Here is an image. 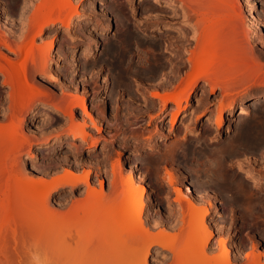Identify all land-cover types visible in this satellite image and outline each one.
Masks as SVG:
<instances>
[{
	"label": "rangeland",
	"instance_id": "374dc122",
	"mask_svg": "<svg viewBox=\"0 0 264 264\" xmlns=\"http://www.w3.org/2000/svg\"><path fill=\"white\" fill-rule=\"evenodd\" d=\"M57 1L59 2L55 13L61 14L59 20L51 24L50 28L35 40L36 46H44L43 44L54 41L48 62L50 75L40 70L33 71L28 61L31 66L27 64L29 68L27 78L30 83L47 92L54 101L64 97L63 94H73L80 98L85 96L96 123L88 126L87 131L90 133L88 141L74 139L69 133V126L72 124L69 117L64 116L47 101L32 103L20 116L24 122L22 130L31 139L26 149L20 155H15L14 139L10 135L0 139V178L1 174L9 173L11 167L14 168V161L20 158L17 161L30 178L45 182L61 178L69 170L80 178L84 175L85 169H90V185L99 190L102 180L104 193L109 194L114 179L113 166L120 163V173L126 178L130 175L128 165L133 163L136 164L135 175L146 176L145 179L137 180L139 186L148 187L145 197L146 200L150 199V202L148 201L142 217L145 219L148 213L154 222H159L165 220L164 214L169 213L164 192L165 189L172 188L165 180L164 174L167 168L172 169L177 180L180 179L178 181L185 192L186 186L192 184L194 187L203 188L208 195L202 197L197 192L192 194L193 197L196 195L195 198L202 201L201 204L209 210L207 221L214 231L210 247L218 248L219 238H225V245L231 252L234 264L242 262L245 264L248 261L243 257L244 251L251 254L258 250L264 252V97L261 96L264 85L252 89L244 87L239 96L231 98L232 110L225 111L226 118L218 132L214 127H206L205 120L217 113L222 92L218 88L211 93L209 86L202 80L201 83L204 84L198 85L192 93L189 108L184 111L176 126L171 128L170 109L172 106L175 107L174 103H168L162 117L161 101L153 97L152 93L154 91H161L162 95L181 93L184 84L182 83V86L178 83L182 82V78L185 79L190 70L188 57L196 45L195 38L189 43H184L178 38L183 32L184 34L189 32L191 35L192 31L186 28L187 23L173 26L172 21L166 19L160 22L166 26L165 30L154 28L155 15L165 13L163 10L156 12L152 0H66L63 4L61 0ZM39 2L41 0H0L2 11L0 27L2 26L1 29L5 31L13 30L12 40L18 41V44L23 42L24 49H30L32 46L31 37L34 30L29 28L31 27L29 18ZM249 2L234 0V5L241 13L242 24L252 45L258 49L259 55L254 65H263L264 68V0ZM64 5L66 6L62 7ZM176 6L179 7L180 4ZM166 14L173 15L172 12ZM62 19L69 22L63 24ZM170 25L172 27L167 30ZM228 32L227 35L231 37ZM163 35L172 37V40L164 42ZM85 49H90L91 52L83 57L82 52ZM35 50L38 51L37 48L34 52ZM5 51L11 56L10 59L14 58L11 59L12 62L21 63L25 58L22 51L17 53L18 55L7 49ZM156 61L161 62L162 66L157 76L153 71ZM239 62L241 65L245 63L242 60ZM176 66L181 69L178 71L179 68ZM178 74L182 77L181 81H178L180 79ZM174 83L180 87L173 86ZM9 89L8 85L0 88V92H3L2 95L0 93V118L2 113L8 111ZM175 89L176 92H173ZM178 89L180 91H177ZM257 99H263V102L258 104L261 107H249L248 114L239 115L240 103H255L259 101ZM200 103L205 110L201 109ZM197 108L200 110L198 119L193 112ZM76 110L77 119L82 120L83 115L79 114L81 109L77 107ZM191 113L195 118L190 116ZM88 121L92 123L89 119ZM245 126L247 132L252 133L251 140H244L241 137L249 135L245 132ZM93 139L97 140L98 145L88 149ZM173 145H177L175 153L163 159L161 155H165L168 148ZM8 182L10 184L6 186V191L13 184L12 180ZM162 184L165 189L161 187ZM172 193L175 197V192ZM12 200L17 205L13 196ZM100 200L103 201L101 198L95 200L99 206L103 204L102 202L99 204ZM91 202L86 184L78 181L75 187L61 184L54 189L49 206L58 212H69L77 205L79 208L84 206L83 210H88L86 214L82 211L84 232L90 237L92 232L86 226L91 219L88 212H93L92 206L95 204L96 210L100 208L97 203L94 202L92 205ZM105 204L107 207L114 205V203L107 205L108 201ZM172 205L176 208L177 204L174 202ZM106 206L103 205L100 209H104L102 211L105 212ZM161 206L163 210H160ZM93 213L95 215L96 211ZM98 214L104 216L106 212ZM24 222L21 225L8 211H0V264H63L61 257L55 250H51L48 244L54 242L53 232H50V241H47L49 239L46 237L45 241L36 217L30 212L26 213ZM98 232L94 234L97 237L104 233L103 230ZM253 243H257V251L254 250ZM156 252L160 253L155 254ZM78 253L87 252L79 250ZM103 253L98 252V257L102 258ZM155 255H161L163 259L167 256L170 258L172 254L156 246L151 258H155ZM263 257L264 255L262 256L264 262Z\"/></svg>",
	"mask_w": 264,
	"mask_h": 264
},
{
	"label": "bare ground",
	"instance_id": "6f19581e",
	"mask_svg": "<svg viewBox=\"0 0 264 264\" xmlns=\"http://www.w3.org/2000/svg\"><path fill=\"white\" fill-rule=\"evenodd\" d=\"M65 1L66 0H61V4ZM249 1L251 2V0ZM58 2L59 1L57 0H50L49 2H46V0H43L42 2L41 0V2L35 6L33 13L31 12L32 14L29 18L31 21V27L29 28H33L32 30H34V32L32 31V46H30V49H24L22 46L23 42L22 44H18V41L15 42V40H12L14 36L12 35L13 30L11 32L5 31L1 29L2 26L0 27V88L5 85L10 86L8 111L4 114L2 113L3 115L1 114L0 118V139L7 135H10L14 139L15 146L13 150L15 155H20L22 151L26 149V145L30 144L31 139L28 138L22 130L24 122L21 121L20 116L23 115L31 104L36 101H47L49 105L60 110L64 116L69 117L72 122V124H70L71 126H69V133L74 139L80 138V140L88 141L90 137V133L87 131L88 126L90 124L95 125L96 123L94 117L89 111L85 96L80 98L73 94H63L64 97L54 101L52 97L50 98V95H48L47 92L39 86H36V84H32V82L30 83L27 78L28 61L29 64L32 65L31 69L33 71L40 70L44 74L50 75L48 62L51 58V48L54 41L45 43L43 44L44 46H36L35 40L38 36H42L47 28H50L51 24H54L59 20L61 14L55 13V8L58 6ZM152 2L153 9L156 12H161L163 10L165 13L160 16L155 15L154 21L156 22V26L154 28L165 30L166 26L164 27L160 22L166 19H170L172 21L171 25L173 26L180 23H187L185 24L186 28H189L188 31L191 30L192 33L190 35L189 32H185V34L183 32L181 37H178L179 40L181 38L184 43H189L191 39H196L194 40L196 41L195 48L191 49L193 51L188 57V62L191 64V67L189 65L190 70L188 73L186 72L187 75L185 79L179 74L180 79L177 77L179 79L178 81L183 79L181 83L176 81L178 85H181L182 83L184 84V87H181V93L177 92V94H171L169 92L170 94L164 93V95H162L160 93L161 91L159 92L158 90V92L154 91L155 93H152L153 97L159 98L161 101L160 110L163 112V114L161 113V116L163 117L165 108L169 105L168 103L173 102L175 107L172 106L170 109L171 117L169 123L170 127L174 128L182 114H184V111L189 108L188 106L192 103L193 91L198 85L204 84L201 83L203 80L205 81V85L207 84L209 86V91L211 93L215 92L218 88L222 92V98H220L219 101L216 100L219 102L218 111H216L217 113L215 112L216 114H214V116H210L205 120L206 127H214L216 128V131L219 132L226 118L225 111L232 110L231 98L239 96L244 87L245 89H252L264 85L263 65H254V61L259 55V52L258 49L252 45L248 32L246 28H244V24H242L241 13L237 11V7L234 5V0H152ZM61 4H59V7ZM178 4H180L179 7L176 6ZM254 4L255 3H253V5ZM65 6L66 5L62 7ZM169 12H172L173 15L166 14ZM250 15L252 16V14ZM0 17H2V11H0ZM253 19L255 20L256 18ZM254 20L251 19V21ZM61 21L63 24L69 22L65 19H62ZM7 22H9V20ZM109 25L110 24H107V26ZM171 25L167 30H170L172 27ZM227 31H229L228 34H231V37L227 35ZM163 37L164 42L172 40V37L168 35H163ZM171 46L173 45L171 44ZM35 48L38 49L39 54L36 50L34 52ZM6 49L9 52H16V54L22 51L25 54V58L21 63H18V61H15L17 63L12 62L13 60L11 59L14 58L12 57L10 59L11 56L7 54L5 51ZM90 52V49H85L82 52L83 57ZM236 59H238V61H236ZM239 60H242L245 63L241 65L242 63L240 64ZM161 67V62L159 63L156 61L153 69L156 76L161 71ZM176 67L179 68L178 66ZM172 69L171 71H174ZM180 69L181 68H179L178 71ZM175 71L177 70L175 69ZM175 75H177L176 72ZM175 84L176 83H174L173 86H175ZM234 84L237 85L234 86ZM168 86L170 85L168 84ZM177 87L179 88L180 86ZM177 91L180 90L178 89ZM173 92H176V89L175 91L173 90ZM261 96L264 97V92ZM257 100L259 101H255V103H240L238 106L239 115L244 116L248 114L249 107H261L258 106V104H261L263 99ZM202 103H200L201 109L204 108V106L202 108ZM77 107L81 109L79 114H81V116L83 115V118L81 117L82 120L77 119ZM203 110H205V108ZM193 112H195L194 114L198 119L200 116V114H198L200 112L199 108H197L196 111L193 110ZM191 115L193 117L195 116L192 113L190 116ZM88 119L92 123H90ZM248 123L250 124V122ZM245 128L246 131L245 129L244 131L247 132V127L245 126ZM252 129L253 127L250 131H252ZM250 133L249 135H245L243 132V135L245 136H241L242 139L251 140L252 136L250 137V135H252V133ZM200 142L198 144H200ZM96 145H98L97 140L93 139L88 149H93ZM195 145L197 146V144ZM232 145L233 144L230 146L232 147ZM203 148L207 149L206 147ZM168 149V152L166 151L165 155L163 154L164 156L161 155L163 159L170 157V154H174L177 145H173ZM187 150L190 151L188 148ZM194 152L196 151L194 150ZM17 159L13 163L14 168L12 169L11 167L9 173H5V175L1 174L0 211H8L9 215L19 221L21 225L25 223L24 220L26 213H32L38 221L37 225L42 229L45 241L47 239H49L47 241H50V232H53L54 242H48V244H50L51 250H55L58 253L63 264H234L230 255L231 252L225 245V238H219L218 248L217 246L216 248H212L213 246L210 247L209 245L214 234L211 225L208 224L207 221L209 210L205 209L201 204L202 201L200 202L198 198H195L196 195L194 197L192 196L194 192H197L202 197H208L206 191L203 188L194 187L192 184H188L185 192L178 181L180 179L178 178L177 180V176L171 171L172 169L166 167L167 169L164 174L165 180L171 185L172 189H165L163 187L164 183L161 186L165 189L164 197L168 204L167 207L169 208V213H167V215L164 214L165 220L154 222L151 218L152 216L150 217L148 213L145 216V219L142 217L150 199L146 200L145 197L148 187H140L137 182L138 179H145L146 176L135 175L134 171L136 170V164L130 163V165H128L130 175L126 178L120 173V163L119 165L116 163L117 165L115 164L113 166L112 173L114 179L112 181L111 194L109 193V195L106 192L104 193V182L102 180L101 188L99 190L90 185V169H85L84 175L80 178L69 170L66 171L65 176H61V178L54 179L51 182H45L44 180L30 178ZM9 180H12L13 184L8 188V191H6V186L10 184L8 182ZM78 181H82L86 184L87 193L88 196H90V200H92V205H94V202L97 203L95 201L96 198L97 201L100 198L103 200L99 201V204L101 202L103 203L101 205L102 207L103 205L106 206L105 203H107V201V205L114 203V205L106 206L107 211H105L106 215L104 214V216H99L100 214H98L100 212L105 213L102 211L104 209H100L101 206H99L98 203L97 205L100 207L98 208L100 212L97 213L99 210H96V204L92 206L94 207L93 212L96 211L97 214L95 213L94 215L93 212H88L91 215L93 214V216L89 215L91 219H88L89 222L86 223L89 231L92 232L90 237H87L84 232L85 228L82 217L83 214H86V211H88L86 209L83 210L84 206L83 208H79L78 205L75 207L73 205L72 207L74 208L69 210V212L53 211L49 206L51 193L54 189L61 184H70L75 187ZM164 185L166 186V184ZM172 191L175 192V197L172 196V194H174ZM108 195L109 197H107ZM12 196L17 205L14 204ZM93 199H95L94 202ZM174 202L177 204L176 208L172 205ZM160 208V210H163L162 206ZM82 211L85 212L83 213ZM89 211H91V209ZM100 230H103L104 233L99 237L95 236L94 234L97 233V231L100 232ZM93 235L97 238L93 237ZM180 235H182V237ZM92 237L94 239H92ZM256 244L253 243L252 246L254 250L257 251L258 246ZM156 246L163 251L168 250L172 254L171 257L167 258V256L162 259L161 255H155V258H151ZM79 250L87 253H78ZM100 251L102 253L104 252L102 258L98 257V252ZM158 253L156 252L155 254ZM263 255L264 252L260 250L253 254L248 251L243 252V257L248 260L245 264H264L262 261Z\"/></svg>",
	"mask_w": 264,
	"mask_h": 264
}]
</instances>
